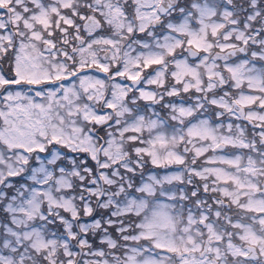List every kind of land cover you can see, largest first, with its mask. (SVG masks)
Returning <instances> with one entry per match:
<instances>
[{"label":"snow or ice","instance_id":"snow-or-ice-1","mask_svg":"<svg viewBox=\"0 0 264 264\" xmlns=\"http://www.w3.org/2000/svg\"><path fill=\"white\" fill-rule=\"evenodd\" d=\"M0 264H264V0H0Z\"/></svg>","mask_w":264,"mask_h":264}]
</instances>
